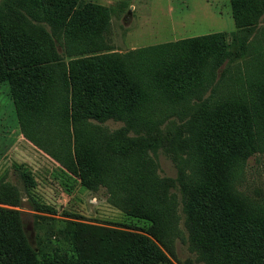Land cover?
Returning <instances> with one entry per match:
<instances>
[{
	"label": "trees",
	"instance_id": "obj_1",
	"mask_svg": "<svg viewBox=\"0 0 264 264\" xmlns=\"http://www.w3.org/2000/svg\"><path fill=\"white\" fill-rule=\"evenodd\" d=\"M8 3L0 8V81L11 85L21 133L59 165L60 177L107 187L111 202L145 222L173 255L180 216L165 192L176 186L159 178L147 139L157 144L160 127L183 121L200 100L194 173L181 172L179 180L188 194V243L204 264H264V203L237 186L247 160L264 152V0H231L230 44L208 34L125 54L106 43L104 6ZM232 57L237 64L225 66ZM109 120L124 126L113 132L98 125ZM20 217L0 207V264H171L150 237L68 220L56 221L33 247Z\"/></svg>",
	"mask_w": 264,
	"mask_h": 264
},
{
	"label": "rangeland",
	"instance_id": "obj_2",
	"mask_svg": "<svg viewBox=\"0 0 264 264\" xmlns=\"http://www.w3.org/2000/svg\"><path fill=\"white\" fill-rule=\"evenodd\" d=\"M79 1L84 5L92 3L107 8L110 26L105 34L106 43L112 52L120 54L208 34H222L230 44L232 33L236 30L231 0ZM6 7L12 6L8 0H0V8L6 11ZM41 26L51 33L50 26L45 23ZM58 51L63 53L62 48ZM231 59L234 60V57ZM235 64V60L227 61L225 66ZM208 96L209 93L205 98ZM200 105V100L193 99L189 108L191 112L184 113L183 121L176 118L164 123L158 130L160 138L157 144L147 139L153 147L149 155L157 165L159 178L173 180L176 186L165 192L167 201L175 200L180 216L176 224L179 232L173 255L147 233L145 222L129 217L111 202L107 187L100 185L91 190L77 180L60 177L59 165L22 136L8 81H0V207L21 214L24 232L33 247L43 245L56 221L68 220L150 237L164 250L171 264H204L197 260L199 255L192 251L188 243L189 232L184 224L186 215L183 212V199L184 196L188 198V194H183L179 182L181 172L194 173V165L189 163V159L195 150L191 138L195 134L193 123ZM98 125L114 132L124 123L109 120ZM148 133L147 129L141 130L142 136H148ZM129 134L134 138L138 133L132 131ZM3 186H6L5 189ZM237 186L249 199L264 203V152H258L247 160L244 175ZM36 233L38 241H35ZM96 252L100 255L111 253L109 249L102 248Z\"/></svg>",
	"mask_w": 264,
	"mask_h": 264
},
{
	"label": "crops",
	"instance_id": "obj_3",
	"mask_svg": "<svg viewBox=\"0 0 264 264\" xmlns=\"http://www.w3.org/2000/svg\"><path fill=\"white\" fill-rule=\"evenodd\" d=\"M22 136H23V134H22ZM24 137V136H23Z\"/></svg>",
	"mask_w": 264,
	"mask_h": 264
}]
</instances>
